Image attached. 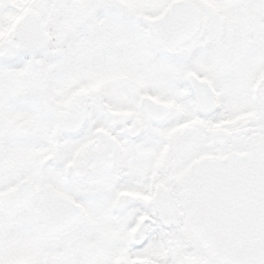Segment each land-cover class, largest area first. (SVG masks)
Segmentation results:
<instances>
[{"label":"snow or ice","instance_id":"1","mask_svg":"<svg viewBox=\"0 0 264 264\" xmlns=\"http://www.w3.org/2000/svg\"><path fill=\"white\" fill-rule=\"evenodd\" d=\"M0 264H264V0H0Z\"/></svg>","mask_w":264,"mask_h":264}]
</instances>
